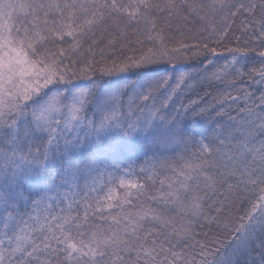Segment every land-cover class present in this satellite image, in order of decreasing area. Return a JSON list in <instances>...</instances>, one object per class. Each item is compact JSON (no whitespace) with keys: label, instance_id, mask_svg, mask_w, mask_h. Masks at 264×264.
<instances>
[{"label":"snow or ice","instance_id":"1","mask_svg":"<svg viewBox=\"0 0 264 264\" xmlns=\"http://www.w3.org/2000/svg\"><path fill=\"white\" fill-rule=\"evenodd\" d=\"M0 264H264V0H0Z\"/></svg>","mask_w":264,"mask_h":264}]
</instances>
